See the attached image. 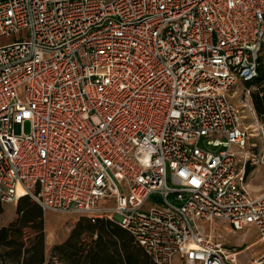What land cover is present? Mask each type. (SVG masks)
<instances>
[{
	"label": "built area",
	"instance_id": "obj_1",
	"mask_svg": "<svg viewBox=\"0 0 264 264\" xmlns=\"http://www.w3.org/2000/svg\"><path fill=\"white\" fill-rule=\"evenodd\" d=\"M7 38L2 203L106 217L154 264H239L220 225L264 245V120L233 102L258 77L264 0H0Z\"/></svg>",
	"mask_w": 264,
	"mask_h": 264
},
{
	"label": "trees",
	"instance_id": "obj_2",
	"mask_svg": "<svg viewBox=\"0 0 264 264\" xmlns=\"http://www.w3.org/2000/svg\"><path fill=\"white\" fill-rule=\"evenodd\" d=\"M248 87L263 86L262 94L253 97L257 115L264 117V64L260 56L258 77ZM23 198L17 206L18 220L0 229V264H55L47 257L42 234V209ZM3 204L0 200V217ZM86 231L97 236L91 245L79 247L73 238L55 247L54 254L64 264H154L134 237L115 222L108 219L86 221ZM27 228L36 229L34 239L24 240ZM81 234V233H80ZM79 234V235H80ZM78 235V236H79Z\"/></svg>",
	"mask_w": 264,
	"mask_h": 264
},
{
	"label": "rangeland",
	"instance_id": "obj_3",
	"mask_svg": "<svg viewBox=\"0 0 264 264\" xmlns=\"http://www.w3.org/2000/svg\"><path fill=\"white\" fill-rule=\"evenodd\" d=\"M11 40L12 38L0 40V46L9 43ZM261 58L264 64V49L261 53ZM262 88L263 86L254 85L252 87H248L246 84H240L233 92V102L243 111L245 116L244 122L247 126L256 124L255 117L259 122L264 120V117L260 118L257 115L253 105L254 95L258 93L262 94ZM28 129L29 127L27 126L26 130L28 131ZM206 148L209 149L208 147ZM248 183V191L254 196L259 195L263 191L264 173L262 171L260 173L256 172L251 177V179H249ZM18 203H2L3 214L0 217V229L18 220ZM31 203L34 204L33 202ZM101 219H106V217H95V219H91L89 217H82L78 215L43 212L42 234L44 236L47 257L49 259H52L55 264H64L60 262V260H58V258L54 254L53 251L55 247L64 245L72 238V243L78 245L79 247L91 245L92 242L96 240L97 236L94 235V237H91L90 233L86 231V221L89 220L93 223L94 221ZM37 234L38 232L36 229L27 228L25 230L24 240L29 241L30 239H34L35 237H37ZM222 241L224 243H227L223 236Z\"/></svg>",
	"mask_w": 264,
	"mask_h": 264
},
{
	"label": "crops",
	"instance_id": "obj_4",
	"mask_svg": "<svg viewBox=\"0 0 264 264\" xmlns=\"http://www.w3.org/2000/svg\"><path fill=\"white\" fill-rule=\"evenodd\" d=\"M226 233H225V232ZM221 232V234H220ZM217 235L225 238L228 249L236 250L239 264H251L252 260L264 252V245L260 243L259 236L254 228H247L241 232H234L229 225H220Z\"/></svg>",
	"mask_w": 264,
	"mask_h": 264
}]
</instances>
